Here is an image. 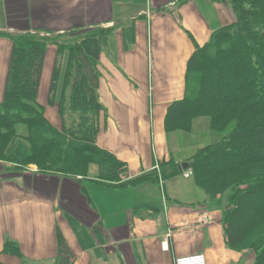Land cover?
<instances>
[{"label":"crops","instance_id":"crops-1","mask_svg":"<svg viewBox=\"0 0 264 264\" xmlns=\"http://www.w3.org/2000/svg\"><path fill=\"white\" fill-rule=\"evenodd\" d=\"M228 1L0 0V31L10 35L103 33L95 64L102 107L96 143L124 166L117 179L80 182L0 161V263L21 264L3 250L8 241L32 263L53 261L61 236L73 264H173L198 252L207 264L244 258L243 264H253L249 253L228 247L219 210L192 174L178 170L193 146L164 126L168 105L185 93L188 58L208 43L216 25L231 22ZM9 51L10 40L0 35V100ZM55 56L48 47L38 89L44 98L37 103L59 128L56 106L48 104ZM162 167L171 174L162 177Z\"/></svg>","mask_w":264,"mask_h":264},{"label":"trees","instance_id":"trees-1","mask_svg":"<svg viewBox=\"0 0 264 264\" xmlns=\"http://www.w3.org/2000/svg\"><path fill=\"white\" fill-rule=\"evenodd\" d=\"M229 2L239 13L238 0ZM226 37L213 36L214 49ZM9 39V58L0 100V159L18 166L35 164L42 172H60L67 176L78 174L75 171L77 167L90 163L98 166L99 178L117 179L119 173L124 171V166L96 143L102 111L96 94L98 72L95 64L100 52L98 36L84 35L80 41L68 46L58 42L61 44L59 47L49 38H39L28 32L10 35ZM48 44L57 48L48 104L56 106L60 118L59 128L48 122L43 108L37 103ZM258 44L264 49L262 40ZM226 47L232 45L227 44ZM198 48L186 63L183 97L170 103L166 109L164 126L168 132L187 130L195 114L203 113L218 103H231L235 100L234 82L238 77L235 69L224 67V63L231 62L237 68L242 59H239L236 51L235 54L231 53L233 62L230 58L219 56L217 51L204 57L205 51L202 52L200 48L198 52ZM247 48L250 50L252 45ZM259 72L260 75L255 79L258 76L264 78V72ZM207 81L211 85H206ZM224 83L230 92L221 93ZM261 85L252 99L262 105L264 111L262 79ZM241 129L231 131L227 136L226 141L230 144L211 143L186 161L190 164L196 184L207 199L208 194H213L214 198L219 194L217 190L214 191L216 184L219 186L220 178L228 182V177H225L227 173H236L239 167L264 162V153L251 145L252 142H264V129L254 130L248 125ZM45 149H52L55 155L49 157L46 152L42 153ZM258 172L249 171L246 177L229 184L230 203L221 221L227 245L255 250L256 264H264V175ZM170 174L171 171L165 174L162 167V177ZM58 246L57 257L41 264H73L74 256L61 236ZM3 250L19 256L21 264H38L25 259L14 243L6 242Z\"/></svg>","mask_w":264,"mask_h":264},{"label":"rangeland","instance_id":"rangeland-1","mask_svg":"<svg viewBox=\"0 0 264 264\" xmlns=\"http://www.w3.org/2000/svg\"><path fill=\"white\" fill-rule=\"evenodd\" d=\"M20 3H22V1H20ZM236 4L237 3H235V5ZM238 4V7L240 8L239 13H236V10L233 7L232 20H230L231 22H224L219 26L216 25V28L212 31L213 36H227L225 40L221 39L218 48L214 49L215 40L212 39V35L208 39V43H205L200 47L202 52L205 51L204 57H207L208 54H214L217 51L219 56H223L225 59L230 58V61L233 62L234 59L231 53L235 54L236 51L240 57L239 59H242V61H240L236 66L237 68H235L231 62L224 63V67L228 69L234 68L235 74L238 77L234 82L236 87V93L234 92L235 100L231 103H218L203 113L195 114L194 118L189 123V129L187 128V130L179 131V134L182 139H184V142H188L191 146H193L192 148L187 149V155H189L188 158H191L192 156L194 157V155L199 151L202 152L204 150L203 148H206V146L211 143L222 142V144H225V142H228L226 139L228 138L227 136L231 134V131L242 130L241 128L246 127L247 125L249 127L251 126L254 130L264 129V111L262 109V105L257 104V102L252 99V97H254V92H256L260 86H262L261 79L262 81L264 80V78H260L259 76L257 79H255L257 75H260L259 71L264 72V70H262V64H264V49L260 48L258 44L260 40L264 42V0H238ZM0 12L3 15V17L0 16V19L2 20V22L0 21V29H2L1 27H3V19H5V14H3V9L1 10V8ZM16 17L21 18L20 16ZM15 23H17V21ZM13 26L17 25L13 24ZM20 26L21 24L19 27ZM4 28H6V26ZM9 33L10 31H8V29H3L0 31V35L8 39L10 38ZM96 33L97 31L88 29L85 31H71L67 34L58 36H54V34H52L49 37H45L43 36L44 34L42 35L28 32V34L37 35L39 38H49L52 42L56 43L55 45H58L57 47L61 45L58 44V42H63L65 44L64 46H68L71 43L80 41L81 37L84 35H97ZM102 34L103 33L99 30V34L97 36L100 37ZM227 44H231L232 47H226ZM55 45L48 44L47 49L48 47L54 49V52L57 55V48ZM249 45H252L250 50L247 48ZM197 48L198 47H196V50ZM200 48H198V52H200ZM247 54H249V56H247ZM244 61H246V63ZM61 72L63 73V67ZM207 83L209 84L210 81H207L206 85ZM223 86L224 89L221 93H228V91L230 92V88L228 89V86L225 83ZM42 91L43 89L41 92ZM40 94L38 100L41 103L44 97ZM237 95L239 97H237ZM245 99H247V101H242ZM228 144L230 143L228 142ZM251 145L264 153V142H252ZM45 152L49 157L51 155H55L52 149H45L42 153ZM0 161L4 163L6 162L4 165L7 167L10 166L13 169L17 168L18 170H23L27 169L28 167H35L38 171V167L35 164H25L18 166L17 164H13L6 160L0 159ZM253 169L255 170L253 171ZM75 171L78 174L73 176L69 174L68 175L76 179L77 177L82 178V181L79 180L80 182H83L88 177H98V166H92L90 163H84L82 166L77 167ZM249 171H259L258 173L264 175V162L247 165L245 167H239L236 173H227L225 177H228V182L225 179L222 181L220 178L218 180L220 181L219 186L216 184V189L214 191L217 190L216 193L219 194L216 195L215 198L213 197V194L207 195L209 197L208 201L212 203V206L215 209L219 210L221 220L223 219V215L230 203L229 197L231 195V189H228L230 187L229 184L237 182L243 177H246ZM168 173L169 171L165 174ZM253 175L254 173L252 176ZM262 178L264 179V176ZM205 190L208 191L209 189L206 188ZM228 247L234 251L240 252L241 254L249 253L250 259H253V264H256L257 253L255 250L250 248L241 249L238 248L237 245L234 247L228 245ZM241 261V264H243L246 259L244 258Z\"/></svg>","mask_w":264,"mask_h":264},{"label":"built area","instance_id":"built-area-1","mask_svg":"<svg viewBox=\"0 0 264 264\" xmlns=\"http://www.w3.org/2000/svg\"><path fill=\"white\" fill-rule=\"evenodd\" d=\"M186 176L191 175L190 169L184 170ZM173 264H207L206 257L203 253H194L189 255L178 256L174 258Z\"/></svg>","mask_w":264,"mask_h":264},{"label":"water","instance_id":"water-1","mask_svg":"<svg viewBox=\"0 0 264 264\" xmlns=\"http://www.w3.org/2000/svg\"><path fill=\"white\" fill-rule=\"evenodd\" d=\"M190 164L186 161L180 162L179 166L177 167L178 170H186Z\"/></svg>","mask_w":264,"mask_h":264}]
</instances>
